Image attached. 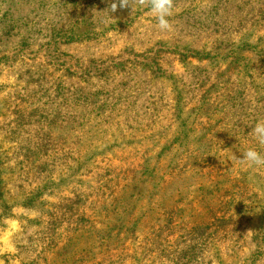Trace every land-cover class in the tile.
Returning a JSON list of instances; mask_svg holds the SVG:
<instances>
[{
    "label": "rangeland",
    "instance_id": "obj_1",
    "mask_svg": "<svg viewBox=\"0 0 264 264\" xmlns=\"http://www.w3.org/2000/svg\"><path fill=\"white\" fill-rule=\"evenodd\" d=\"M0 0V264H264V0Z\"/></svg>",
    "mask_w": 264,
    "mask_h": 264
},
{
    "label": "clouds",
    "instance_id": "obj_2",
    "mask_svg": "<svg viewBox=\"0 0 264 264\" xmlns=\"http://www.w3.org/2000/svg\"><path fill=\"white\" fill-rule=\"evenodd\" d=\"M129 3H131V8L134 12V4L142 5L143 0H117V2H112L110 8L105 10L108 11V16L103 18L104 22L107 23L113 20L111 13L116 11L118 6L125 7ZM149 11L155 17L157 26L161 31L171 30L172 23L170 17L173 14L172 0H150ZM249 134L254 136L260 145H264V120H257ZM242 153V158L236 156L241 163L247 164L253 168L264 166V151L258 150L255 147H248Z\"/></svg>",
    "mask_w": 264,
    "mask_h": 264
}]
</instances>
